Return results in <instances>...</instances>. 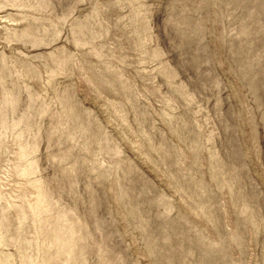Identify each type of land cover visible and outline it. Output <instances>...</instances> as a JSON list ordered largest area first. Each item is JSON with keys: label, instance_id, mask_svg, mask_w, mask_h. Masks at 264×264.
Listing matches in <instances>:
<instances>
[{"label": "rangeland", "instance_id": "1", "mask_svg": "<svg viewBox=\"0 0 264 264\" xmlns=\"http://www.w3.org/2000/svg\"><path fill=\"white\" fill-rule=\"evenodd\" d=\"M0 264H264V0H0Z\"/></svg>", "mask_w": 264, "mask_h": 264}]
</instances>
